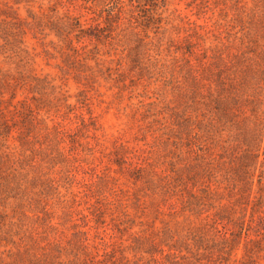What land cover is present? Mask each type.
Here are the masks:
<instances>
[{
  "label": "rangeland",
  "instance_id": "1",
  "mask_svg": "<svg viewBox=\"0 0 264 264\" xmlns=\"http://www.w3.org/2000/svg\"><path fill=\"white\" fill-rule=\"evenodd\" d=\"M264 0H0V264H264Z\"/></svg>",
  "mask_w": 264,
  "mask_h": 264
},
{
  "label": "trees",
  "instance_id": "2",
  "mask_svg": "<svg viewBox=\"0 0 264 264\" xmlns=\"http://www.w3.org/2000/svg\"><path fill=\"white\" fill-rule=\"evenodd\" d=\"M263 222H264V220H263Z\"/></svg>",
  "mask_w": 264,
  "mask_h": 264
}]
</instances>
